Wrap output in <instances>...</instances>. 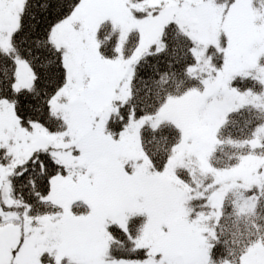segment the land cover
I'll return each mask as SVG.
<instances>
[{"label": "snow or ice", "instance_id": "6c2138e0", "mask_svg": "<svg viewBox=\"0 0 264 264\" xmlns=\"http://www.w3.org/2000/svg\"><path fill=\"white\" fill-rule=\"evenodd\" d=\"M0 264H264V0H0Z\"/></svg>", "mask_w": 264, "mask_h": 264}]
</instances>
